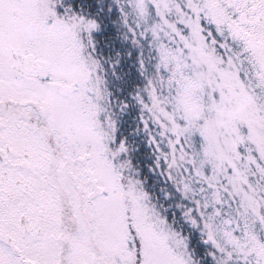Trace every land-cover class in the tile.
Wrapping results in <instances>:
<instances>
[{
	"label": "snow or ice",
	"instance_id": "1",
	"mask_svg": "<svg viewBox=\"0 0 264 264\" xmlns=\"http://www.w3.org/2000/svg\"><path fill=\"white\" fill-rule=\"evenodd\" d=\"M0 264H264V0H0Z\"/></svg>",
	"mask_w": 264,
	"mask_h": 264
}]
</instances>
